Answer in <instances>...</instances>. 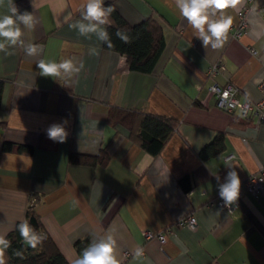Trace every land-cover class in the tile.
Returning a JSON list of instances; mask_svg holds the SVG:
<instances>
[{
	"label": "crops",
	"instance_id": "obj_1",
	"mask_svg": "<svg viewBox=\"0 0 264 264\" xmlns=\"http://www.w3.org/2000/svg\"><path fill=\"white\" fill-rule=\"evenodd\" d=\"M85 2L14 0L37 21L33 29L21 26L25 45L43 51L28 56L15 46L7 49L11 54L0 52V235L30 222L33 207L68 264L79 257L76 242L101 235L116 239L120 264H264V193L242 192L231 212L218 194L230 170L225 161L240 181L264 167V121L220 109L208 92L213 83L232 84L241 102L262 98L264 0H241L226 10L237 24L248 8V29L240 38L229 31L222 49L204 48L192 36L175 0H105L130 24L153 17L161 25L165 46L151 74L130 70L125 56L69 28ZM5 14H11L7 0L0 5ZM92 48L99 55L90 54ZM66 58L83 63L79 74L39 75V60ZM219 61L224 68L208 78ZM111 108L173 119L175 133L154 156L110 123ZM64 120L66 141L49 139V126ZM6 142L14 144L11 151H4ZM19 146L32 151L19 153ZM103 149L107 164L77 161ZM190 215L195 228L181 224ZM137 246L144 248L139 259Z\"/></svg>",
	"mask_w": 264,
	"mask_h": 264
},
{
	"label": "clouds",
	"instance_id": "obj_2",
	"mask_svg": "<svg viewBox=\"0 0 264 264\" xmlns=\"http://www.w3.org/2000/svg\"><path fill=\"white\" fill-rule=\"evenodd\" d=\"M10 13L0 16V52L11 54L7 51L9 47L20 46L28 56L38 55L43 51L41 45L28 43L25 45L22 39L23 26L33 29L37 23L34 15L28 11L20 13L14 0H7ZM5 0H0L3 5ZM241 0H175V8L192 29V36L198 38L204 48L211 46L212 49H222L228 41V33L233 24V17L226 14L229 8L235 9ZM115 11L112 5L105 6V0H86L81 6L80 19L69 24V28L75 30L81 37L91 39L94 35L99 41L105 43L108 48H113L109 32L105 25L111 23L110 17ZM116 37L124 43H130L129 35L121 29H117ZM90 54L99 55L96 48L90 50ZM40 70L39 75L44 77L69 78L79 74L83 69V63L77 66L73 59L66 58L59 62L56 60L41 59L37 63ZM56 80V79H55ZM227 96V93H225ZM67 120L54 123L46 130L47 137L54 142L64 143L68 137L65 125ZM225 166L230 170L223 183L218 184V194L226 205L234 204L239 197L241 181L233 166L225 161ZM219 181V177H217ZM24 247L35 249L41 245L46 236L37 232L25 219L16 225ZM12 247V243L4 235H0V264H6L5 252ZM117 241L113 235L94 236L87 247H85L74 264H120L115 251ZM15 257L24 258L20 249H14ZM134 258L144 256V248L137 246L134 250Z\"/></svg>",
	"mask_w": 264,
	"mask_h": 264
},
{
	"label": "trees",
	"instance_id": "obj_3",
	"mask_svg": "<svg viewBox=\"0 0 264 264\" xmlns=\"http://www.w3.org/2000/svg\"><path fill=\"white\" fill-rule=\"evenodd\" d=\"M108 5L114 7L112 3L106 2L105 6ZM110 21L111 23L107 25V31L114 47L108 48L107 45L106 47L125 56L130 70L151 74L165 46V35L161 25L153 17H148L135 25L130 24L116 10L112 13ZM117 29L124 30L129 35L131 42L124 43L118 39L115 35ZM108 119L114 127L121 126L125 128L131 138L135 136L140 141V144L146 150H150L154 156L160 153L165 145L164 143L171 138L177 127L175 120L170 118L151 114H143L139 117V114L135 111H125L118 108L110 109ZM135 125L137 126L136 128L134 127ZM136 129L139 131V136L136 135ZM13 146V143L6 142L3 149L4 151H11ZM24 149L32 151V148L23 146L17 147L16 150L21 153ZM102 151L98 157L81 156L77 158V161L91 166L107 164L109 162V156L106 153L107 149ZM31 217L37 219L39 226L34 228L38 233L45 235L47 237L46 240L37 248L31 249L23 246L18 231L11 232L7 239L11 241L12 247L5 252L6 264H68L53 239L44 231L33 207L28 211V218ZM89 243L88 239L80 240L75 243L74 248L80 255ZM14 249L23 251L24 258L15 257L12 254Z\"/></svg>",
	"mask_w": 264,
	"mask_h": 264
},
{
	"label": "built area",
	"instance_id": "obj_4",
	"mask_svg": "<svg viewBox=\"0 0 264 264\" xmlns=\"http://www.w3.org/2000/svg\"><path fill=\"white\" fill-rule=\"evenodd\" d=\"M247 11L248 8H246L244 12L240 13L239 23L232 24L230 32L234 37L240 38L247 31ZM252 52L256 54L255 51L252 50ZM223 68L224 66L221 61L215 63L214 65L209 67L207 71L208 78L215 77ZM259 89L262 93V98L256 103L248 101L241 102L237 97L238 89L232 84L221 86L217 83H213L208 87V92L209 95L213 96L216 99V105L220 109L230 114H233L236 111H240L245 119L256 117L257 119L264 121V80L259 85ZM225 93H227V96H225ZM244 191L250 192L254 195L264 193V167L260 170L259 174L248 177L246 181H241L239 196L242 195V192ZM219 200L223 207L228 209V211L231 212L233 210V205H226L221 198ZM181 224H187L192 228L197 227V221L192 215L182 221ZM153 234L154 233L150 231H146L144 232V237L146 240H149L153 238ZM159 239L161 242H164L166 240L163 234L159 235Z\"/></svg>",
	"mask_w": 264,
	"mask_h": 264
},
{
	"label": "water",
	"instance_id": "obj_5",
	"mask_svg": "<svg viewBox=\"0 0 264 264\" xmlns=\"http://www.w3.org/2000/svg\"><path fill=\"white\" fill-rule=\"evenodd\" d=\"M30 222L32 226H34L35 228H38V222L35 217H31Z\"/></svg>",
	"mask_w": 264,
	"mask_h": 264
}]
</instances>
